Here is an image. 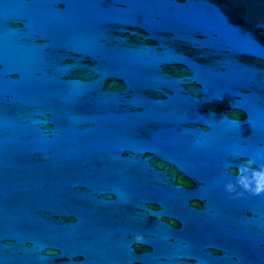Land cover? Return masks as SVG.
Listing matches in <instances>:
<instances>
[{
    "label": "water",
    "instance_id": "obj_1",
    "mask_svg": "<svg viewBox=\"0 0 264 264\" xmlns=\"http://www.w3.org/2000/svg\"><path fill=\"white\" fill-rule=\"evenodd\" d=\"M249 158L264 0H0V264H264Z\"/></svg>",
    "mask_w": 264,
    "mask_h": 264
},
{
    "label": "clouds",
    "instance_id": "obj_2",
    "mask_svg": "<svg viewBox=\"0 0 264 264\" xmlns=\"http://www.w3.org/2000/svg\"><path fill=\"white\" fill-rule=\"evenodd\" d=\"M255 161L251 158L241 162L236 166L235 182L231 180L224 184L225 191L231 193L236 191L237 187L252 195L264 193V163L253 167ZM241 193H237L240 195ZM137 243L143 242V237L137 234L134 237Z\"/></svg>",
    "mask_w": 264,
    "mask_h": 264
}]
</instances>
